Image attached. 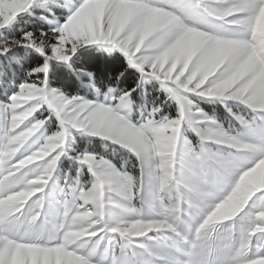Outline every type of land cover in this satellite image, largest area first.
<instances>
[{"label": "snow or ice", "instance_id": "snow-or-ice-1", "mask_svg": "<svg viewBox=\"0 0 264 264\" xmlns=\"http://www.w3.org/2000/svg\"><path fill=\"white\" fill-rule=\"evenodd\" d=\"M262 11L264 0H0V264H264V187L249 190L228 219H214L264 162ZM32 17L47 28H28ZM209 21L220 27L211 32L217 43L230 45L214 74L194 78L191 62L164 66L139 39L127 42L168 24L180 44ZM94 50L119 53L123 67L89 70ZM72 77L76 90L67 91ZM194 100L223 106L245 132L224 129ZM240 105L249 119L232 111ZM53 122L39 147L23 152ZM208 122L214 134L202 131ZM73 130L130 152L136 171L75 151ZM40 151L47 155L26 163ZM63 160L76 175L65 170L60 184L53 180ZM111 208L120 214L109 218ZM150 234L173 250L145 244Z\"/></svg>", "mask_w": 264, "mask_h": 264}, {"label": "clouds", "instance_id": "clouds-1", "mask_svg": "<svg viewBox=\"0 0 264 264\" xmlns=\"http://www.w3.org/2000/svg\"><path fill=\"white\" fill-rule=\"evenodd\" d=\"M260 19L264 20V11H262ZM202 28H206L208 31H197L194 34L189 35L180 44H176L175 41V35L179 29L168 24H165L156 32L146 31L139 36L133 32L128 37L127 42L131 45L135 44L137 39H139L148 50L149 58L160 54V62L164 66L175 64L179 67V65L183 63L185 67H187V63L191 62L195 78L196 74L204 72L214 74L220 65L224 63V57L230 50V45L221 46L217 43V40L222 38L211 36V32L214 30L208 23L202 25ZM36 128L37 126H33L29 132L25 133V137L33 134ZM202 131L206 135H211L216 132V129L212 126L211 122H208L205 124ZM163 143H166V141H163ZM45 155H47V152L40 151L33 157H30L26 163L41 160ZM34 172L39 174L40 169L37 168ZM258 187H264V162L258 164L254 169L242 177L239 192L231 201L219 206L215 210L214 219H228L236 211L238 201L246 195L249 190Z\"/></svg>", "mask_w": 264, "mask_h": 264}, {"label": "trees", "instance_id": "trees-1", "mask_svg": "<svg viewBox=\"0 0 264 264\" xmlns=\"http://www.w3.org/2000/svg\"><path fill=\"white\" fill-rule=\"evenodd\" d=\"M56 11L57 16L60 15L62 9H54ZM45 14L42 11L37 12V16ZM27 27L30 29L36 28H47V24L44 21L36 19V17H32L27 21ZM75 59V57H74ZM85 60L87 61V68L89 70H99L102 68L111 69L112 71H116L119 68H122L124 65L123 57L119 53L108 54L106 52L101 51H91L86 54ZM131 71V70H130ZM127 75V74H126ZM106 79V75L102 77ZM134 77L129 75L128 80L125 84H122L121 87L126 85H131ZM78 82H75V78L72 77L70 82L68 83L67 91H75L76 85ZM60 84H54V87H59ZM146 89L151 92L152 95H156L154 91V86L152 84L146 85ZM81 96H87L88 99H92L93 94L90 89L82 88L79 92ZM175 105H171L167 108V111L175 113L174 111ZM52 127H55V122L52 123ZM71 148L75 151L79 152L82 150H87L89 152L97 153L103 157L111 160L119 169L129 172H135V165L137 163L136 158L130 152L126 151L122 147L113 144L111 142L105 141L102 138L97 137H89L83 135H74V143H71ZM67 170L70 175L75 176L76 171L75 167L71 166L67 160H63L60 164L59 169L56 172V176L54 177L53 182H58L62 184L64 182V171ZM81 180L87 181L89 179V174L86 168L81 169ZM49 188H51V183L49 184ZM145 244L150 245L147 241H143ZM161 242H159L160 244ZM166 245L170 246V243L166 241ZM180 249H185V246H179Z\"/></svg>", "mask_w": 264, "mask_h": 264}, {"label": "rangeland", "instance_id": "rangeland-1", "mask_svg": "<svg viewBox=\"0 0 264 264\" xmlns=\"http://www.w3.org/2000/svg\"><path fill=\"white\" fill-rule=\"evenodd\" d=\"M209 24V26L214 30H220L219 25L216 22H212L209 21L207 22ZM257 28L259 31L264 32V20L259 19L257 22ZM194 103H199V106L201 109H203V111L209 115H214L215 119L221 123L222 127L224 129H229L231 128L234 132H240V133H244L245 129H243L241 127V125L231 119L228 116V113L225 111L224 107L219 105V104H212V103H207V102H203V101H193ZM174 111H176V107L174 109ZM233 112L239 113L240 115L244 116L246 119L250 118L249 112L248 110L243 106H233L232 108ZM52 128L54 127H45L44 129H41L40 131H38L36 134H34V137L31 138L26 145L24 146L23 152H30L36 148L39 147V144H41L43 142V139L41 138V132H43L44 134H47L48 132L52 131ZM74 135H80L79 132L73 130L71 132V136L74 138ZM187 137L190 141H192L193 143H196L198 137L189 130V132L187 133ZM39 138V139H38ZM105 140V139H103ZM107 141V140H105ZM109 142V141H108ZM114 144V143H113ZM66 146H68V140L66 139ZM71 147V145H70ZM231 150L228 148H223V153H228ZM101 156V155H100ZM103 157V156H102ZM106 158V157H104ZM108 161H110L117 169H119L111 160H109L108 158H106ZM33 173L30 172V175H32ZM56 174V173H55ZM54 174V177L57 175ZM57 177V176H56ZM149 189H146V192ZM227 191V188L224 189V191L218 193V198L220 196H223ZM134 204H136V206H139L138 202H133ZM120 214V210L119 209H115V208H111L109 211V218H112L113 216L119 215ZM185 219H187V217H185ZM198 217L193 219L191 222L193 224V226L198 223ZM150 235H155V239L154 240H146L149 241L151 244H155L156 243V239L159 241H163L164 239H167L166 237H164L163 235H158V234H150ZM155 248H159V249H163L166 251L169 250H173V243H170V246L166 245V241L161 242L160 244H157ZM178 251L180 252V248L178 249ZM187 251V248H185V250H183L182 252H180L181 255H184L185 252ZM27 253H22L21 255H25Z\"/></svg>", "mask_w": 264, "mask_h": 264}]
</instances>
